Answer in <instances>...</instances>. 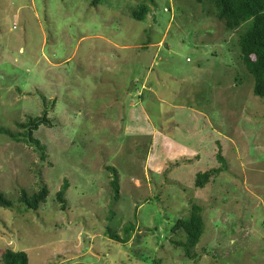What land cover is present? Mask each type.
I'll return each instance as SVG.
<instances>
[{"label":"rangeland","instance_id":"obj_1","mask_svg":"<svg viewBox=\"0 0 264 264\" xmlns=\"http://www.w3.org/2000/svg\"><path fill=\"white\" fill-rule=\"evenodd\" d=\"M246 27L209 0H0V127L49 121L31 133L41 149L0 132V264L8 249L28 264H264V98L242 63ZM218 150L225 170L195 189ZM42 187L36 210L18 201ZM192 205L204 225L186 253L174 225Z\"/></svg>","mask_w":264,"mask_h":264},{"label":"trees","instance_id":"obj_2","mask_svg":"<svg viewBox=\"0 0 264 264\" xmlns=\"http://www.w3.org/2000/svg\"><path fill=\"white\" fill-rule=\"evenodd\" d=\"M216 8V16L225 22V25L229 29H235L240 25L246 23L247 27L240 34L238 45L241 53L242 63L246 70L253 78V94L260 98H264V0H209ZM145 7H142L139 11L134 12V17L137 20L143 18V11ZM196 105V103L194 104ZM40 124H49L48 119L45 116L29 118L26 124H18L21 128H26V131L22 133V136L18 133H13L9 129L0 127V132L5 133L10 137H24L35 146L43 148L39 141L32 138L31 133ZM216 159L220 162L218 168H212L206 171H199L195 174L193 187L195 189H201L208 182L210 175L218 174L225 170V160L218 150ZM113 171L114 180L111 182L112 189L114 191V197L119 193L118 191V177L115 169L109 167ZM67 186L66 180H63L61 191L56 194L59 201L63 202L61 195ZM47 197L46 188L42 187L39 191L27 196L23 189L20 190L18 201L24 204L28 209L36 210L40 203H43ZM0 206L11 207V203L4 198V195L0 193ZM201 207L198 205L191 206V212L187 219H180L174 225V229H180L185 235L184 243H179L184 248L186 253L189 249L194 247L202 233H203V219L201 215ZM132 228V226H130ZM107 236L119 243H125L126 239L119 237L116 233L107 229ZM127 232V229H125ZM1 264H28V257L23 251L5 250L1 254ZM84 264V263H73Z\"/></svg>","mask_w":264,"mask_h":264},{"label":"crops","instance_id":"obj_3","mask_svg":"<svg viewBox=\"0 0 264 264\" xmlns=\"http://www.w3.org/2000/svg\"><path fill=\"white\" fill-rule=\"evenodd\" d=\"M144 83V82H143ZM142 87H144V85L142 84L141 85ZM146 103V102H145ZM131 104V103H130ZM141 104V102L140 103H138L137 105H140ZM133 105V104H132ZM137 105L134 107V105L133 106H131L130 108H136L137 107ZM192 105V107H190V105H187V106H189L190 108H188L186 105H184V104H181V105H179V106H175V109L177 110V112H179V108H184L183 110H186L187 108V110L186 111H188L189 109H194L195 110V105H193V104H191ZM194 106V107H193ZM135 111H138V112H140L141 113V115H143V112L141 111V109L140 110H135V109H133V112H135Z\"/></svg>","mask_w":264,"mask_h":264}]
</instances>
